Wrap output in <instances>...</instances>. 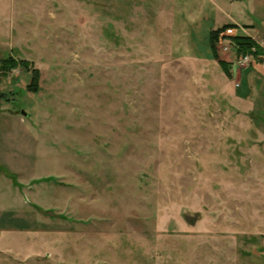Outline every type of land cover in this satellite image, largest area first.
I'll use <instances>...</instances> for the list:
<instances>
[{"label":"rangeland","instance_id":"rangeland-1","mask_svg":"<svg viewBox=\"0 0 264 264\" xmlns=\"http://www.w3.org/2000/svg\"><path fill=\"white\" fill-rule=\"evenodd\" d=\"M6 58L0 264H264V4L0 0Z\"/></svg>","mask_w":264,"mask_h":264},{"label":"trees","instance_id":"trees-1","mask_svg":"<svg viewBox=\"0 0 264 264\" xmlns=\"http://www.w3.org/2000/svg\"><path fill=\"white\" fill-rule=\"evenodd\" d=\"M227 27H235V25L233 24H229V25H224L220 28L214 29L210 32L209 35V42H210V49L212 52H214L215 50V46L218 43L221 42H225L227 44L230 45V47L235 51V54L237 57L242 56L246 50H248L253 44L252 40L250 39V37L246 36V35H241V34H234V35H225L223 34V31H225V29ZM262 55V53L258 52V49H256L255 51V57H257L258 55ZM24 65H26L25 61H21ZM16 62L11 59V58H6L3 59L0 63V68L2 70L6 69V68H11L13 66H15ZM220 63L223 66H227V63L224 61H220ZM225 66V67H226ZM227 73L228 70L226 69ZM37 78H38V73L37 71H34V76L32 79V83L34 84V86H36L37 84Z\"/></svg>","mask_w":264,"mask_h":264},{"label":"built area","instance_id":"built-area-1","mask_svg":"<svg viewBox=\"0 0 264 264\" xmlns=\"http://www.w3.org/2000/svg\"><path fill=\"white\" fill-rule=\"evenodd\" d=\"M235 30H236L235 27H227L224 31V34L225 35H234V34H236ZM253 58H254V55L252 54V52H245L242 56L238 57L234 61V64L239 65L243 68H246L253 61Z\"/></svg>","mask_w":264,"mask_h":264},{"label":"crops","instance_id":"crops-1","mask_svg":"<svg viewBox=\"0 0 264 264\" xmlns=\"http://www.w3.org/2000/svg\"><path fill=\"white\" fill-rule=\"evenodd\" d=\"M247 2L251 5H258V4H264V0H247ZM256 12V11H255ZM242 35V34H241ZM255 62H257L258 64L260 63V65L264 62V61H260L259 59L254 60Z\"/></svg>","mask_w":264,"mask_h":264},{"label":"water","instance_id":"water-1","mask_svg":"<svg viewBox=\"0 0 264 264\" xmlns=\"http://www.w3.org/2000/svg\"><path fill=\"white\" fill-rule=\"evenodd\" d=\"M186 221H187L189 224H194V222H195V217H192V216H186Z\"/></svg>","mask_w":264,"mask_h":264}]
</instances>
